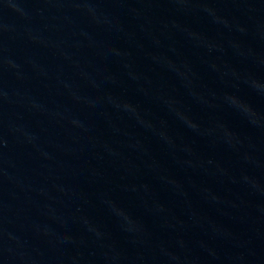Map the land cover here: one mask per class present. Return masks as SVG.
I'll return each mask as SVG.
<instances>
[{
    "label": "water",
    "instance_id": "1",
    "mask_svg": "<svg viewBox=\"0 0 264 264\" xmlns=\"http://www.w3.org/2000/svg\"><path fill=\"white\" fill-rule=\"evenodd\" d=\"M264 222V0H0V261Z\"/></svg>",
    "mask_w": 264,
    "mask_h": 264
}]
</instances>
